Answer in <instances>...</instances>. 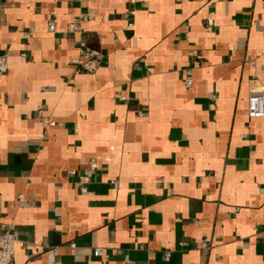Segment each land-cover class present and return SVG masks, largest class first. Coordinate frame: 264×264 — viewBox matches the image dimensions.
<instances>
[{"label": "crops", "instance_id": "obj_1", "mask_svg": "<svg viewBox=\"0 0 264 264\" xmlns=\"http://www.w3.org/2000/svg\"><path fill=\"white\" fill-rule=\"evenodd\" d=\"M0 55L12 264H264V0H0Z\"/></svg>", "mask_w": 264, "mask_h": 264}, {"label": "built area", "instance_id": "obj_2", "mask_svg": "<svg viewBox=\"0 0 264 264\" xmlns=\"http://www.w3.org/2000/svg\"><path fill=\"white\" fill-rule=\"evenodd\" d=\"M58 2H72L75 0H57ZM133 2L134 0H130ZM131 14H134V11H131ZM131 25V23H129ZM57 25V16H51L47 21V30L49 32H55ZM71 63L77 68L79 72L82 73H92L97 69L98 65V52L86 48L80 47L78 49V56L71 59ZM8 58L6 55H0V75L4 74L8 68ZM192 72L191 70L185 71V76L183 83L186 88H189L192 85ZM247 117L248 118H262L264 117V86L256 91L250 92L247 97ZM141 116V113H139ZM38 116L42 119L44 126H54L55 122L50 121L49 119L42 116V109L39 107ZM71 174H76V171H70ZM79 188L82 192L87 190L85 186L84 177L79 175ZM264 229V225H263ZM203 247L205 244L202 245ZM25 247V242L21 240L14 228L12 226L7 227L3 231H0V264H12L14 255L17 248ZM70 249L72 252L75 251L76 246L74 243H70ZM102 255V249L100 247L94 248L92 251V256L94 258L100 257ZM170 256L169 252L165 254V258L168 259Z\"/></svg>", "mask_w": 264, "mask_h": 264}]
</instances>
